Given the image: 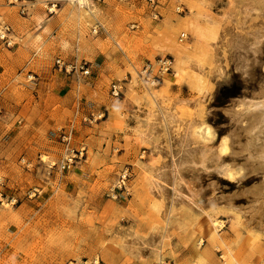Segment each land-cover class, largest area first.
Here are the masks:
<instances>
[{
	"label": "rangeland",
	"instance_id": "374dc122",
	"mask_svg": "<svg viewBox=\"0 0 264 264\" xmlns=\"http://www.w3.org/2000/svg\"><path fill=\"white\" fill-rule=\"evenodd\" d=\"M80 6L0 0V264H264V222L247 213L264 174L239 153L249 120L231 117L264 88V0H159L157 19L141 0ZM74 35L109 63L59 53ZM161 57L172 68L152 85L141 70ZM50 69L102 85L46 133L29 116L56 100H22Z\"/></svg>",
	"mask_w": 264,
	"mask_h": 264
},
{
	"label": "crops",
	"instance_id": "0c3cea01",
	"mask_svg": "<svg viewBox=\"0 0 264 264\" xmlns=\"http://www.w3.org/2000/svg\"><path fill=\"white\" fill-rule=\"evenodd\" d=\"M90 10L91 7L88 6ZM49 22V21H48ZM51 26L49 23H43L42 27L40 28V32L38 36L36 37L37 40L34 42V44H38V42L42 41L44 37L49 36L51 33L50 31ZM204 31V30H203ZM53 34V33H52ZM75 39L78 40L76 49L74 47L75 45ZM89 44L91 46V49H86V44ZM65 45L68 47V50L66 51H60L59 53L65 54L67 53L69 58H72L73 56L77 57L78 59H86L89 60L93 66H96L100 64V59L104 61V64H108V60L106 59L105 53L101 54L99 51H97L95 48L96 44L95 42H84L82 40V37L79 35H74L70 42L65 43ZM62 57H65V55H62ZM104 55V56H103ZM30 57L29 55H24L20 59L21 66L25 64L26 59ZM18 71V67H15V69H12V71ZM60 70L54 69L53 72H51V69L48 70V75L44 76L42 79V82H40L37 86V88H32L34 90L30 91V94L26 96V99L22 100V103H24L23 107L25 108L26 105H31L33 102H39L42 97H50L54 101L52 103V106L50 108L44 109V112L41 116H35L31 115L30 120H36L38 117L40 120H42V124H40V128L44 130V127L47 129L45 130L46 133H48L49 129H55L56 126L58 125L59 121L58 119L51 118L50 114L55 113L56 111L59 112L64 109L65 107V102L71 98L72 100L78 99L75 104H78L79 100L84 99L85 102L88 101H93L96 102L97 96L101 93L100 90L98 89V84L101 83L102 85V78L98 76L94 80H89V83H76L74 81V77H68L65 73L61 74L59 72ZM97 71H100V68L97 69ZM23 73L20 74V78ZM72 79V80H71ZM36 93V94H34ZM57 102V103H56ZM59 103V104H58ZM95 108L97 107V104L94 106ZM28 117V119H29ZM31 124H34L31 122ZM42 126V127H41Z\"/></svg>",
	"mask_w": 264,
	"mask_h": 264
},
{
	"label": "bare ground",
	"instance_id": "6f19581e",
	"mask_svg": "<svg viewBox=\"0 0 264 264\" xmlns=\"http://www.w3.org/2000/svg\"><path fill=\"white\" fill-rule=\"evenodd\" d=\"M76 1L81 5L83 4V6H80V12H85L86 10L84 9V5H89V0ZM239 102L241 104V107L236 110L231 109V117H233L234 120H237V123H242L245 120H249L248 124L243 127V130L246 132L247 140L245 143L241 142L242 144L239 145V153L241 154L243 152L248 155L245 160L247 159L246 166H249L250 171L257 173L261 172V174H264V143H261L258 147H255L256 145L253 142L257 137L255 136L257 135V133H264V88H261L260 91L252 97V99H243L241 101L239 100ZM228 170L229 176H232V174L234 173L233 170ZM240 172L241 171H239V173ZM247 195H250V201H252V204L247 208V213H250L251 218H258L259 223L264 222V180H262V182L258 184V186L249 189L247 191Z\"/></svg>",
	"mask_w": 264,
	"mask_h": 264
},
{
	"label": "built area",
	"instance_id": "2783aa9c",
	"mask_svg": "<svg viewBox=\"0 0 264 264\" xmlns=\"http://www.w3.org/2000/svg\"><path fill=\"white\" fill-rule=\"evenodd\" d=\"M145 3V5L149 9V13L152 16V18L157 19L160 17L159 13V0H141ZM56 4H53V7H55ZM176 11H181L180 6L176 7ZM22 13L25 12V7L21 11ZM98 27V26H97ZM97 27L94 29V32H97ZM135 24L131 26V28H134ZM9 33H10V27L5 22L0 24V38L4 40L8 45H11L12 42L9 40ZM57 63H60V60H57ZM172 60L169 57H161L156 61V64L147 63L143 66V69L141 70V75L143 78H145L147 81H149L152 85L156 84L157 79L163 74L168 73L171 70ZM155 66V67H154ZM82 69L83 74H87L89 71L88 69H84L83 66L80 67ZM154 69L156 70V74H153ZM121 86L118 84H113L111 86V92L112 95L118 96L120 93ZM69 139L70 135L64 136V139Z\"/></svg>",
	"mask_w": 264,
	"mask_h": 264
}]
</instances>
